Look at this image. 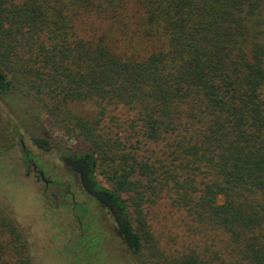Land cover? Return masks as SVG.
Listing matches in <instances>:
<instances>
[{"label": "trees", "instance_id": "obj_1", "mask_svg": "<svg viewBox=\"0 0 264 264\" xmlns=\"http://www.w3.org/2000/svg\"><path fill=\"white\" fill-rule=\"evenodd\" d=\"M263 4L0 0V95L32 96L64 133L88 146L63 148L62 161L139 264L210 263L193 250L168 257L156 248L141 208L161 195L225 232L235 262L264 264ZM82 17L95 20L93 34L78 30ZM127 17L141 37L155 39L154 49L144 55L112 50ZM85 102L130 109L135 141L162 142L159 156L136 155L138 143L117 154L96 130L100 117L77 112ZM0 232L6 234L0 264H30L23 233L1 211ZM92 241L81 237L80 251Z\"/></svg>", "mask_w": 264, "mask_h": 264}, {"label": "rangeland", "instance_id": "obj_2", "mask_svg": "<svg viewBox=\"0 0 264 264\" xmlns=\"http://www.w3.org/2000/svg\"><path fill=\"white\" fill-rule=\"evenodd\" d=\"M261 15L264 21V4ZM129 20L127 17L122 35L118 37L116 33L110 41L112 50L144 55L154 49L155 39L141 37ZM77 27L84 35L93 34L95 20L82 17ZM262 91L264 97V88ZM78 105L77 112L90 118L100 117L96 130L101 139L113 142L117 154L122 152L123 145L138 143V149L132 150L136 155L159 156L162 142L135 141L139 137L133 132V112L127 107L120 104L101 109L93 102ZM60 126L32 96L15 90L0 95V211L23 233L29 263L139 264L115 233L108 214L83 191L78 175L63 163V148L85 150L88 146L64 133ZM36 137L46 138L49 145L35 142ZM31 162L44 178L32 169ZM96 177L107 185L100 170ZM141 209L153 233V242L164 256L193 250L208 259L209 264H245L235 262L225 232L192 219L181 208L174 207L166 195L148 198ZM4 234L0 232V241L5 240ZM85 236H91L93 241L87 251L81 252L78 240Z\"/></svg>", "mask_w": 264, "mask_h": 264}, {"label": "flooded vegetation", "instance_id": "obj_3", "mask_svg": "<svg viewBox=\"0 0 264 264\" xmlns=\"http://www.w3.org/2000/svg\"><path fill=\"white\" fill-rule=\"evenodd\" d=\"M31 165H32V169L35 171V172H38L42 178H44V174L41 170L37 169V165L34 163V162H31ZM45 183H47V180H44Z\"/></svg>", "mask_w": 264, "mask_h": 264}]
</instances>
